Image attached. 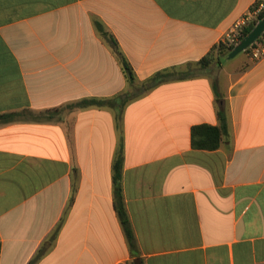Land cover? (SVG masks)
Segmentation results:
<instances>
[{"label":"crops","instance_id":"crops-1","mask_svg":"<svg viewBox=\"0 0 264 264\" xmlns=\"http://www.w3.org/2000/svg\"><path fill=\"white\" fill-rule=\"evenodd\" d=\"M257 1L0 0V264H264V58L219 55Z\"/></svg>","mask_w":264,"mask_h":264},{"label":"trees","instance_id":"trees-1","mask_svg":"<svg viewBox=\"0 0 264 264\" xmlns=\"http://www.w3.org/2000/svg\"><path fill=\"white\" fill-rule=\"evenodd\" d=\"M262 19H264V11L259 16V21H261ZM256 24H257L256 22L250 24V26L244 30V32L242 34V38L240 40L245 38L254 29ZM235 47L236 46L227 47L221 42V44L219 45V55H221V57L224 58V60H226L229 57V55L231 54V52L234 50ZM248 51H250V49L245 51V53H247ZM220 60H221V58H220ZM122 63H123L124 69L128 75L129 80L130 81L134 80L133 71L130 68V66L128 65V63L125 60H122ZM112 103L113 102H111V101H105V100H85V101L81 102L80 104H78V107H81V108H86L89 106H100V107H102V106H110V105H112ZM219 118H220L221 123L217 127L201 126V127H197L194 129V131H193V142H194L195 147H198L199 149H208V150H216L220 147L222 140L229 135V131H228V125H227L226 118L222 112L219 114ZM0 120L4 121V122L12 121L13 120V114L0 115ZM115 180L118 183V181H119V175L118 174L115 177ZM117 189H118V195L120 196L121 190H120V188H117ZM118 211H119V217H120L121 222L124 226L128 240L132 245L134 242V238L132 236V231L130 228L129 219H128V216H127V214L124 210V207L122 205V201H120V200H119V204H118Z\"/></svg>","mask_w":264,"mask_h":264},{"label":"built area","instance_id":"built-area-1","mask_svg":"<svg viewBox=\"0 0 264 264\" xmlns=\"http://www.w3.org/2000/svg\"><path fill=\"white\" fill-rule=\"evenodd\" d=\"M264 11V0L255 2L249 11L240 18L232 30L227 34L222 43L227 47L237 46L241 42L244 30L252 23L259 22V16ZM250 58L253 62H259L264 58V34L250 48Z\"/></svg>","mask_w":264,"mask_h":264},{"label":"water","instance_id":"water-1","mask_svg":"<svg viewBox=\"0 0 264 264\" xmlns=\"http://www.w3.org/2000/svg\"><path fill=\"white\" fill-rule=\"evenodd\" d=\"M264 34V19L259 21L254 29L241 40V42L234 48V50L229 55V59L237 57L239 54L247 51L254 45Z\"/></svg>","mask_w":264,"mask_h":264},{"label":"rangeland","instance_id":"rangeland-1","mask_svg":"<svg viewBox=\"0 0 264 264\" xmlns=\"http://www.w3.org/2000/svg\"><path fill=\"white\" fill-rule=\"evenodd\" d=\"M243 54V53H242ZM241 56V54H239L237 57Z\"/></svg>","mask_w":264,"mask_h":264}]
</instances>
